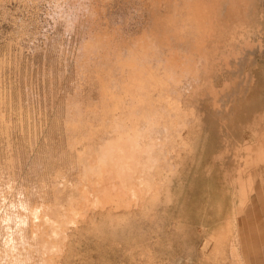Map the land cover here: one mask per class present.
I'll use <instances>...</instances> for the list:
<instances>
[{
    "label": "bare ground",
    "instance_id": "1",
    "mask_svg": "<svg viewBox=\"0 0 264 264\" xmlns=\"http://www.w3.org/2000/svg\"><path fill=\"white\" fill-rule=\"evenodd\" d=\"M73 1L61 10L68 20L79 21L70 9L107 19L86 39L79 32L75 97L62 111L75 160L56 170L53 202L29 211L43 264L69 262L89 236L141 247L134 227L172 250L195 233L201 249L212 244L205 260L226 244L237 259L240 213L258 173L264 181L262 0Z\"/></svg>",
    "mask_w": 264,
    "mask_h": 264
},
{
    "label": "rangeland",
    "instance_id": "2",
    "mask_svg": "<svg viewBox=\"0 0 264 264\" xmlns=\"http://www.w3.org/2000/svg\"><path fill=\"white\" fill-rule=\"evenodd\" d=\"M60 1L63 5H61L62 3L59 2V0H0V264H4L6 260L7 262L5 264H11L12 262V264H16L15 261L17 260V264H22L23 262V264H43V258H41V252L39 251V244H37L39 242L32 237L30 231V218L28 219V215L30 214L29 211L31 206L41 201V198L44 199L48 205L53 202V187L59 189L61 186V179L59 174H56V170L71 168L73 163L72 160H75L73 157L74 153L69 152L70 150L67 147L68 140L63 125L65 120L62 111L65 113L67 105L64 106V104L68 103L69 98L75 97L74 90L78 81L77 68L75 67H78L76 61L78 62V49L81 44V39H78L79 37H84V32L90 30L94 24L97 23L96 25L98 27L100 24L98 22L102 24L104 22L102 19L107 18L99 14L98 16H100V18H98V16L89 15L93 18L91 21L89 16L88 18L86 16V19H84L85 15L80 13V11L78 13V10L73 9L72 11V9H70V16L72 17L75 14L77 17L76 19H79V21L74 19L78 23H73V17L68 20L62 15L61 10L65 9L66 11L68 6L74 1ZM261 3L260 6L264 8V0H262ZM116 5L118 8H122V6H119L120 4L116 3L113 6V12L118 9L117 7V9H115ZM116 12L117 13L114 12L116 15L113 16V20L119 22L121 18L117 17L118 10ZM262 13H264V9H262V17L260 18L261 27L264 28V14ZM57 15L59 16L57 17ZM64 20H66V26ZM81 20L82 24L80 23ZM93 20H95V23ZM109 20L111 19L109 18ZM69 21L74 25L72 23L70 24ZM67 22L69 23L67 24ZM89 23L91 24L90 27ZM80 25L84 26V28L80 27ZM122 25L125 26V24ZM65 27L67 29H65ZM129 27L132 29L135 26L131 24ZM82 29H85V31L83 32ZM80 31L82 32V34H80L82 36L79 35ZM70 32L72 34H70ZM88 33L87 31L84 37L85 39L87 36L89 37ZM75 54L78 56H75ZM252 73L254 74V71ZM255 73H257V71H255ZM240 76L242 78L244 77L242 73L238 78H240ZM260 88L264 91V77H262V82H260ZM245 114L247 116L246 111ZM68 152L69 154H67ZM70 153L73 158L70 156ZM70 160L72 162L69 164ZM258 168H260V166H256L255 169L253 168V176ZM261 171L262 169L259 172ZM258 175L259 173L256 178ZM249 203V207L252 204L254 206V203L251 201ZM255 203H257V205L259 204L256 211L253 212L246 209L245 213L243 212L242 214L241 212L239 216L240 224L242 220H244L241 227H239V236L236 235L235 237V246L236 249L238 248L236 252L238 258L240 257L239 259H235V256L231 257L230 246V251L226 250L228 248L226 244V249L223 246L222 252L220 251L221 253L219 252L216 258L208 257L210 260H205L207 258L204 259L200 251L203 250L206 255H212L213 250L210 249L212 248V244L207 240L209 243L206 242L207 244L205 243L204 248L201 249V244H199L201 242L195 233H192V237L185 242V245L182 244L181 247L174 245L173 250L172 248L167 249L165 245L160 243L163 248L162 250L160 245L158 246V243L151 242V240L153 241L155 239L154 234L156 231L153 232V236L148 243L147 237L145 236L146 241H144L143 234H139L137 227H132L133 229L136 228L140 236H137L138 234L135 235L137 233L135 230H133V233L131 232V236L134 234L136 239H140V241L138 239L136 242L138 241L142 244V248L140 245H135V241L132 240V238L129 241V246H127L125 242H122L125 243L122 244L120 241L113 242L109 244V246L105 243L104 245L99 239L97 240L94 238V236H89V238H84L81 241L82 249L79 248V252H74L78 254L72 256V258L68 260L69 262L65 260L63 263L246 264L249 250L255 248L254 251L257 252L259 248H264V216L259 215L260 213H264V210H261L262 208L259 210L260 205H264V201ZM145 232L147 231H144V233ZM10 236L12 237L11 241ZM141 237L143 240H141ZM11 245H14V247L12 248ZM154 245L156 246L154 247ZM182 246L183 249H181ZM157 247H159L161 251L159 248L157 249ZM188 247L189 253L187 250ZM14 248H16V250ZM150 249L154 250L151 251ZM193 250H195V254ZM122 251L124 253H122ZM157 251L162 256L159 255ZM14 252L16 256H14ZM150 252H152V254H150ZM185 252L186 255L184 256ZM101 253L104 258H102ZM155 253H157V256ZM167 253H169V256ZM241 253L242 255H240ZM20 254L22 260H20ZM163 254L167 256L165 257ZM175 254L180 255L175 256ZM226 254L229 257H227ZM18 255L20 257H18ZM78 255L80 256L75 257ZM171 256L172 258H170ZM145 257L146 259H144ZM11 260L13 261L11 262Z\"/></svg>",
    "mask_w": 264,
    "mask_h": 264
},
{
    "label": "crops",
    "instance_id": "3",
    "mask_svg": "<svg viewBox=\"0 0 264 264\" xmlns=\"http://www.w3.org/2000/svg\"><path fill=\"white\" fill-rule=\"evenodd\" d=\"M260 179L256 178L255 180L256 189L250 199V201L254 203V206L253 204L250 205V210L253 212L256 211V208L259 206V204L257 205V203L255 202L264 201V181H261ZM260 209L264 210V205H260L259 210ZM259 215L264 216V213H260ZM254 250L255 248L249 250L248 252L249 256L247 259L248 261L246 262V264H264V248H259L257 252H255Z\"/></svg>",
    "mask_w": 264,
    "mask_h": 264
}]
</instances>
